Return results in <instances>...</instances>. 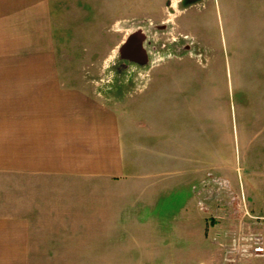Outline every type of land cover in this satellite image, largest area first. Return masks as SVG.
Returning a JSON list of instances; mask_svg holds the SVG:
<instances>
[{
  "label": "crops",
  "instance_id": "1",
  "mask_svg": "<svg viewBox=\"0 0 264 264\" xmlns=\"http://www.w3.org/2000/svg\"><path fill=\"white\" fill-rule=\"evenodd\" d=\"M53 7L0 0V264H222L207 239L229 221L208 219L196 184L224 171L231 137L210 136L209 152L207 101L185 90L155 97L145 122L126 89L117 114L60 65ZM254 170L245 187L264 216V160Z\"/></svg>",
  "mask_w": 264,
  "mask_h": 264
},
{
  "label": "rangeland",
  "instance_id": "2",
  "mask_svg": "<svg viewBox=\"0 0 264 264\" xmlns=\"http://www.w3.org/2000/svg\"><path fill=\"white\" fill-rule=\"evenodd\" d=\"M53 6L60 65L75 68L117 114L126 89L145 122L152 100H166L168 90L207 101L209 152L218 141L210 136L229 135L232 158L224 155V171L209 170L196 184V202L208 219L229 221L223 231L244 224V211L252 210L244 180L254 184V168L264 160V0H53ZM245 225L263 234L261 224ZM216 232L209 231L208 244H217ZM207 263L193 256L192 264Z\"/></svg>",
  "mask_w": 264,
  "mask_h": 264
},
{
  "label": "built area",
  "instance_id": "3",
  "mask_svg": "<svg viewBox=\"0 0 264 264\" xmlns=\"http://www.w3.org/2000/svg\"><path fill=\"white\" fill-rule=\"evenodd\" d=\"M201 192L207 202L209 198L207 194L208 189L204 188V191L201 190ZM243 214H245V216H243L246 219L243 221L244 224L237 223L238 229L224 231L222 234L216 233L214 235V240L223 250L222 259L224 264H238L240 259L242 260L243 258L260 257L264 255L263 234L253 230L251 226L245 225L247 220H249L252 224H264V216L254 215L248 210V208ZM244 225V228L246 229L239 228Z\"/></svg>",
  "mask_w": 264,
  "mask_h": 264
},
{
  "label": "bare ground",
  "instance_id": "4",
  "mask_svg": "<svg viewBox=\"0 0 264 264\" xmlns=\"http://www.w3.org/2000/svg\"><path fill=\"white\" fill-rule=\"evenodd\" d=\"M136 52V51H135Z\"/></svg>",
  "mask_w": 264,
  "mask_h": 264
}]
</instances>
